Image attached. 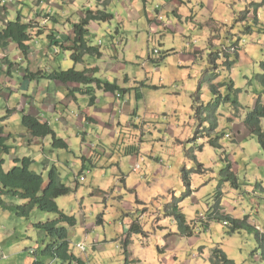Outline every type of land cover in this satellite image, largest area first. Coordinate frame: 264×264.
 I'll use <instances>...</instances> for the list:
<instances>
[{
    "label": "rangeland",
    "instance_id": "374dc122",
    "mask_svg": "<svg viewBox=\"0 0 264 264\" xmlns=\"http://www.w3.org/2000/svg\"><path fill=\"white\" fill-rule=\"evenodd\" d=\"M81 10H106L113 16L109 23H97L98 29L89 37L90 45L104 53L103 59L86 56L84 63L99 65L95 76L101 81L116 82L123 89L128 85L131 91L125 100L138 115L132 117L137 129L130 130V117L123 115L118 140L109 145L102 141L104 147L93 150L102 154L97 163L91 156L82 160L79 142L69 152L55 151L60 181L71 189L56 203L64 215L76 220L74 227H66L72 253L86 264H210L212 251L219 248L235 264H264L255 233L230 234L229 227L213 220L219 205L220 215L248 218L264 234V153L258 139L243 128L256 100L264 106L260 81L264 75V0H77L70 7L74 22L80 20L77 12ZM42 46L37 43L35 49ZM60 59L69 61L68 53L63 52ZM84 66L78 65L77 70ZM215 74L219 75L216 84L234 82L240 93L226 87L220 93L231 100L237 96L243 108L238 112L232 104L219 108L221 150L200 139V131L208 125L199 124L194 114V94L200 86L199 103L208 105L213 99L208 81ZM135 93L141 99L135 100ZM5 108L0 126L21 134L25 129L21 115L6 121ZM233 123L240 135L232 133ZM130 131L136 135L134 144L139 146L142 163L123 153L130 149ZM213 134L209 130L205 135ZM98 140L96 133L86 138L87 149ZM0 157L7 159L4 154ZM227 162L236 185L229 179L222 181ZM136 163L140 166L137 173L133 171ZM38 164L31 170L41 173ZM49 170L43 172L45 184ZM23 202L13 199L14 205ZM174 205L194 229L192 238L181 237L177 222L168 215ZM56 219L37 209L28 218L0 210V264L35 260L49 264L40 254L46 236L36 224ZM132 224L141 233H130ZM78 244H84L86 253L76 250Z\"/></svg>",
    "mask_w": 264,
    "mask_h": 264
},
{
    "label": "crops",
    "instance_id": "0c3cea01",
    "mask_svg": "<svg viewBox=\"0 0 264 264\" xmlns=\"http://www.w3.org/2000/svg\"><path fill=\"white\" fill-rule=\"evenodd\" d=\"M76 1L0 0V31L7 26L8 22L17 19L24 23L32 22V25H34V30L32 28L29 31L30 35H34L31 36V48L27 56H22L17 45L12 42H8L5 47L0 48V114L4 112L3 108L6 107L8 112L6 121H13L14 117L20 114L21 117L31 116L41 123H48L56 138L63 140L67 145L68 150L63 151L69 152L79 142L82 160L87 161L89 160L88 157L91 156V158H95L97 163L101 159L102 154H95L93 150H96L98 145L104 147L102 141L107 142L109 145L114 143L115 138L118 140L120 136L116 135L117 131H120L121 125L119 124H121L123 115L130 117V122H128L130 123V130L137 129L132 125V117L136 119L138 114L135 112L136 109H133V111L130 109V102L127 103L125 100L126 96L130 95L129 91H131V89L128 90L129 86L127 84V92L114 94L104 92L98 88L95 89L94 85H91L90 89L94 92V100H91L90 95L83 94L85 88L89 87V85L76 83L65 85L58 81L42 78V75L71 68L76 71L95 69V75L99 73V65L97 63L85 64L83 60V62L74 65L70 59V52L67 50L68 47H71V42L68 39L73 36V25L80 21L74 22L70 18L72 16L70 7ZM25 4L28 6L25 7ZM85 11L77 12L80 14L79 19L83 17ZM98 26L96 22L89 24V37L93 30L98 29ZM37 43H43L41 50L35 49ZM63 52L65 54L68 53L69 61L60 59V55ZM103 57L104 53H102L100 60ZM63 65L68 68L63 69ZM78 65L86 66L82 70H77ZM116 65L117 63L112 68H115ZM32 74L34 76L31 77ZM88 75L91 76L92 74L89 73ZM126 75H124L125 78L128 77ZM122 105L124 108H122ZM99 106H103L104 109ZM125 108L131 113L127 114L126 110L122 111ZM118 109L119 111H117ZM121 111L123 114H121ZM4 117L0 115V120ZM143 124H146V122L143 121ZM237 127L234 123L231 125L232 133L235 134L237 132L240 135ZM7 129V131L3 130V138H6V145L11 150L9 154H4L7 157V159L3 158L5 170L12 167L14 160L23 158L33 160L35 168L41 162L42 172L37 173L42 176L45 170L47 171L52 167L57 169L55 165L59 164V160L58 158L54 160V154L58 150L52 148L49 137L33 138L25 129L21 131V134H16L12 128L7 127ZM113 129L114 133H111L110 130ZM93 133L99 136V142H94L95 144L92 142V148L87 149V145L90 144H88L86 138ZM134 136L136 135L130 131L132 139L130 138V145L127 146H130V149L123 151V153L132 157V161L140 160L139 162L142 163L144 159L138 153L139 146L134 144L136 142ZM21 137H24L25 140H21ZM79 138H81V142ZM73 139L76 140V144L73 143ZM46 153L48 154L47 156ZM83 170L84 166L81 170L82 173ZM11 202L13 203V200ZM45 259L49 261V264H53L49 258L45 257Z\"/></svg>",
    "mask_w": 264,
    "mask_h": 264
},
{
    "label": "trees",
    "instance_id": "16d2710c",
    "mask_svg": "<svg viewBox=\"0 0 264 264\" xmlns=\"http://www.w3.org/2000/svg\"><path fill=\"white\" fill-rule=\"evenodd\" d=\"M112 19L113 16L106 11L86 10L80 21L73 25V36L68 39V41L71 42V47H68L67 50L70 52V59L74 65L83 62L85 56L100 59L102 56L100 49L90 45L88 26L91 22H96L98 24L109 23ZM32 27L31 23H24L20 19L8 22L7 26L0 31V48L5 47L8 42H12L17 45L22 56H27L31 48L30 42L32 37L29 31ZM262 67L264 71V63L262 64ZM229 69H231V66H229ZM95 72V69L76 71L74 68H71L42 75V78L58 81L65 85L69 83L89 85V87L85 88L83 94L90 95L91 100H94V92L90 89L91 85H94L95 89L98 88L104 92L113 94L117 92H127L126 89H121L116 83H105L94 77ZM89 73L92 75L89 76ZM39 74L41 73L39 72ZM32 76L34 75L32 74L31 77ZM218 77L219 75L215 74L208 81L209 89L213 96V99L208 105L199 103L198 96L201 86L198 88V92L194 94V96L197 97L196 105H194V114L195 118L199 121V124L202 123L208 125L207 128L200 131V139H205L207 145L211 148L221 150L219 142L220 139L223 138V133L217 132V112L219 111V108L225 104H232V109L234 108L236 112L243 108L238 103L237 96L234 100H231L229 95H225L224 98L220 94V91L224 87L240 93L239 89H234V82L227 81V84H216L215 81ZM260 81L264 84V75L260 76ZM135 96V100L141 99L139 94H136ZM256 101L257 102L252 110L246 114L243 124L249 134L258 139L261 150L264 153V131L261 127V121L264 119V106L259 100ZM22 125L33 138L41 139L49 137L51 139V146L54 150H68L64 141L56 138L55 133L48 123H41L39 120L31 116H23ZM209 130L214 133V137L205 135ZM10 150V147L6 145V138H3V127L0 126V154H9ZM33 164H35L34 161L29 158H23L22 160L16 159L13 161L12 167L5 170L4 160L0 157V210L10 212L20 218H28L34 209L46 214L56 215L58 217L56 220L36 224L37 229L43 231L47 240L46 245L40 254L49 258L53 264H86L84 260L72 253L71 245L68 241V231L66 227H74L76 225V220L74 217L64 215L59 210L56 203V199L69 195L71 189L61 183L55 167H52L49 170L47 183L45 184L42 175L31 170ZM225 174V178L222 181L229 179L233 184H238L236 177L230 172L229 163L226 165ZM183 177L184 180L187 179V174L184 173ZM13 199H18L24 202L20 205H14L11 202ZM218 208L219 205H217L214 210V213L217 215L213 220L225 223L223 225L230 228V234H235L240 231H250L255 233L257 252L260 253V258L264 260V234H261L249 224L248 218L237 220L231 218L229 215H220L218 213ZM214 213L212 216H214ZM168 215L177 222L178 231L181 237L192 238L194 235V229L191 225L187 224V220L180 212L178 206L174 205L172 211L169 212ZM129 230L130 233H141L137 224H132ZM128 245L129 240L125 242V256L128 255ZM34 252L36 255V251ZM209 261L210 264H235L232 260L228 259L225 253L219 248H215L212 251ZM32 264L44 263L35 260Z\"/></svg>",
    "mask_w": 264,
    "mask_h": 264
},
{
    "label": "built area",
    "instance_id": "2783aa9c",
    "mask_svg": "<svg viewBox=\"0 0 264 264\" xmlns=\"http://www.w3.org/2000/svg\"><path fill=\"white\" fill-rule=\"evenodd\" d=\"M139 169H140V166H139L138 163H136V164L133 166V171H134V172H138ZM224 224H225V223H224ZM76 248H77L79 251H81V252H84V251H85V247H84L83 245H81V244L77 245Z\"/></svg>",
    "mask_w": 264,
    "mask_h": 264
},
{
    "label": "clouds",
    "instance_id": "9594fccd",
    "mask_svg": "<svg viewBox=\"0 0 264 264\" xmlns=\"http://www.w3.org/2000/svg\"><path fill=\"white\" fill-rule=\"evenodd\" d=\"M220 94L222 95L223 93H220ZM261 122H262V121H261ZM243 125H244V124H243ZM261 127H262V125H261ZM244 128H245V127H244ZM262 130H263V129H262ZM263 131H264V130H263ZM227 136L229 137V135H226L225 137H227ZM228 137H227V138H228ZM2 159H3V158H2ZM138 172H139V171H138ZM136 173H137V172H136ZM82 180H83V178L80 177V181H82ZM223 224H224V223H223ZM78 245H79V244H78ZM81 245L84 246V244H81ZM76 247H77V245L75 246V248H76ZM84 247H85V246H84ZM76 250L79 251L77 248H76ZM79 252H80V253H83V254L86 253V248H85V251H84V252H81V251H79ZM31 253L35 255V252H34V251H31Z\"/></svg>",
    "mask_w": 264,
    "mask_h": 264
}]
</instances>
